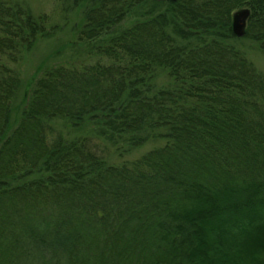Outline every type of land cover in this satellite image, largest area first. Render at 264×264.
<instances>
[{
    "label": "trees",
    "instance_id": "trees-1",
    "mask_svg": "<svg viewBox=\"0 0 264 264\" xmlns=\"http://www.w3.org/2000/svg\"><path fill=\"white\" fill-rule=\"evenodd\" d=\"M57 1L84 6L79 39L110 34L89 49L108 62L48 67L19 96L10 64L50 30L0 0V264H264V73L230 41L247 9L264 50V0H162L117 32L156 0ZM84 125L120 153L164 143L113 164Z\"/></svg>",
    "mask_w": 264,
    "mask_h": 264
},
{
    "label": "rangeland",
    "instance_id": "rangeland-1",
    "mask_svg": "<svg viewBox=\"0 0 264 264\" xmlns=\"http://www.w3.org/2000/svg\"><path fill=\"white\" fill-rule=\"evenodd\" d=\"M9 2L20 3L32 12L34 15L43 13L47 17V27L50 30L46 36H41L36 40L33 46L26 51L17 64H10L16 68L20 74L21 84L19 96L23 97L32 88L34 81L40 76L45 69L57 65H73L93 63L95 61L108 62L103 56L89 53L91 45L104 42L109 33L103 34L92 40H81L78 38L79 26L82 23L83 5L77 7H67L57 0H6ZM162 0L144 2L134 7L130 13L118 23L114 31H120L132 23L142 20L154 12L160 11L165 4ZM234 14V13H233ZM55 26V27H54ZM54 29L51 30V28ZM245 33V32H244ZM244 35V34H243ZM236 36L231 39V43L249 59L254 67L264 73V50L254 40L244 36ZM154 84L156 87L167 86L170 78L162 69L155 73ZM18 111H14L11 121H16ZM54 128L65 132L61 120L53 121ZM91 125H84L77 129H72L75 136L91 137L94 149L103 156L107 161L118 164L124 161L135 159L147 152L149 149L160 146L164 140L148 141L145 144L128 150L127 152H118L115 145L107 140L104 136L95 133ZM89 137V138H90Z\"/></svg>",
    "mask_w": 264,
    "mask_h": 264
},
{
    "label": "water",
    "instance_id": "water-1",
    "mask_svg": "<svg viewBox=\"0 0 264 264\" xmlns=\"http://www.w3.org/2000/svg\"><path fill=\"white\" fill-rule=\"evenodd\" d=\"M249 10H239L232 16V31L236 36H242L245 32L246 20Z\"/></svg>",
    "mask_w": 264,
    "mask_h": 264
}]
</instances>
